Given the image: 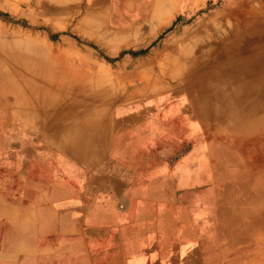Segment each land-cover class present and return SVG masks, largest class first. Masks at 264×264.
<instances>
[{
  "label": "rangeland",
  "instance_id": "374dc122",
  "mask_svg": "<svg viewBox=\"0 0 264 264\" xmlns=\"http://www.w3.org/2000/svg\"><path fill=\"white\" fill-rule=\"evenodd\" d=\"M86 1L0 0V56L13 54L14 66L41 71L57 83L49 91H21L22 81L5 73L8 66L1 63L3 128L21 120L41 122L46 151L57 155L77 149L95 159L96 148L108 141L110 157L129 147L166 159L172 169L183 161L194 201L197 191L203 193L205 246L221 255L208 259L210 264L243 260L244 235L251 229L247 243L263 247L264 125L248 123L253 112H264L259 67L264 65V0L226 12L217 0H151L140 17L116 21L107 16V4L102 14L99 8L90 11ZM235 37L238 46L258 54L249 61L257 71L237 75L235 87L227 82L221 89L220 74L190 75L193 65L205 69V46ZM201 47L205 55L196 61ZM244 83L254 85L246 96L239 91ZM214 99L223 101L219 116ZM125 137L133 138L132 147L122 144ZM182 171L187 169L178 175ZM214 209L220 215L213 217ZM234 228L237 241H229Z\"/></svg>",
  "mask_w": 264,
  "mask_h": 264
},
{
  "label": "crops",
  "instance_id": "0c3cea01",
  "mask_svg": "<svg viewBox=\"0 0 264 264\" xmlns=\"http://www.w3.org/2000/svg\"><path fill=\"white\" fill-rule=\"evenodd\" d=\"M149 1L87 0L86 6L104 14L107 4V16L116 21L140 17ZM217 1L226 12L250 0ZM4 125L0 264H210L221 257L205 246L203 193L197 191L195 202L183 161L172 169L166 159L129 147L110 157L108 141L96 148L95 159L77 149L57 155L46 151L41 122ZM120 141L128 146L133 138ZM181 168L187 171L178 175ZM215 210L213 217L220 215ZM237 233L230 229L228 240L237 241ZM244 236L243 260L236 264H264V246L247 243L252 229Z\"/></svg>",
  "mask_w": 264,
  "mask_h": 264
},
{
  "label": "bare ground",
  "instance_id": "6f19581e",
  "mask_svg": "<svg viewBox=\"0 0 264 264\" xmlns=\"http://www.w3.org/2000/svg\"><path fill=\"white\" fill-rule=\"evenodd\" d=\"M233 38H234V36H233ZM233 38H226V39L223 38L221 40H215L214 39L215 41H213V43L211 42V45L210 44H209V46L208 45L205 46L206 44L203 45L206 47L204 49L208 51L207 55H206L208 58V61H205L206 62L205 69H203L204 67L199 68V67H197V65H193L191 68L187 69L189 71L190 75H195L197 73H199L198 75H201L203 73H207V74L208 73L209 74L215 73L217 75L220 74V77L217 78L218 80H216V84L221 89L220 84L227 83V82L230 84L226 85V86H229L231 88V85H233L232 82L237 81L236 80L237 75H243L242 77H245V76L247 77V76H250L252 72L257 71V68L255 66L250 67L249 61L254 59L255 57L258 58V56H257L258 54H256V53L252 54L251 51H248L247 47L243 48L242 46L241 47L238 46L236 43V37H235V39H233ZM259 39H262V38H259ZM246 41H247V39H246ZM201 44H204V43H201ZM200 46H202V45H200ZM202 48L203 47L200 48L201 50L199 51V55L195 57L196 61L201 59V57L203 55H205V54H203L204 50H202ZM16 58L17 57L13 56V54L5 55L4 57L0 56V64L5 63L8 66V68L5 70L6 71L5 73H10V76H12V77L14 76L16 79H18V82H19V80L22 81L21 85L19 86V89H21V91L24 88L27 89L28 91H38L41 88L44 91L45 90L49 91L53 88H57L56 87L57 83H55V80L54 79L52 80L50 78L46 79L44 75L43 76L41 75L42 74L41 71L40 72L30 71V70L20 69L18 66H14L13 64L18 63ZM262 60H264V59H262ZM247 65H248V67H247ZM259 67L261 68V70L264 71V65L261 64ZM44 72H46V71H44ZM28 73L31 75H29ZM29 76L32 77L30 79L36 81L37 83H34L32 81L28 82L29 80L27 78H29ZM262 79L264 80V78H261L260 80H262ZM78 85H79V87L81 86L82 88H84V86H82L80 84H78ZM78 85H77L76 89H79ZM60 86L66 88V89H69V87H66L63 85H60ZM207 86H209V85H207ZM235 86L236 85H233V87H235ZM253 87H254V85L248 87V85H246V83H244V84H242V86H240L239 91L245 92L244 95L246 96L247 94L249 95V93H251V91L254 89ZM241 88H244V89H241ZM226 89H228V88H226ZM84 90L86 91V87L84 88ZM203 90L207 91L205 87L203 88ZM198 94H199V91H198ZM260 94H261L260 96L262 97V95L264 93H260ZM222 99H223V96H222ZM222 102L223 101L217 102V99L216 100L214 99V102H212V104H214L212 109L217 112L218 116L221 115V113H220L221 107L219 106V104H222ZM199 104L200 103L197 100L194 104L195 108L198 107ZM253 104L258 105L257 102H254ZM260 123L262 125H264V112L262 110L261 111L257 110L256 113L253 112L252 120L248 124H249V126H256Z\"/></svg>",
  "mask_w": 264,
  "mask_h": 264
}]
</instances>
